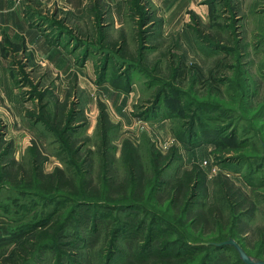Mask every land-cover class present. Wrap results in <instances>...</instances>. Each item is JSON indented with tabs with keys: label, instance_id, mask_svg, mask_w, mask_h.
Wrapping results in <instances>:
<instances>
[{
	"label": "rangeland",
	"instance_id": "1",
	"mask_svg": "<svg viewBox=\"0 0 264 264\" xmlns=\"http://www.w3.org/2000/svg\"><path fill=\"white\" fill-rule=\"evenodd\" d=\"M202 1L164 31L131 0L90 73L3 47L0 264H239L206 244L229 238L264 260V0Z\"/></svg>",
	"mask_w": 264,
	"mask_h": 264
},
{
	"label": "crops",
	"instance_id": "2",
	"mask_svg": "<svg viewBox=\"0 0 264 264\" xmlns=\"http://www.w3.org/2000/svg\"><path fill=\"white\" fill-rule=\"evenodd\" d=\"M37 1H40L39 5L31 1V5H26L25 0H0V69H7V55L3 48L6 45L14 52L29 51L31 58L39 64L43 62L42 67L51 72L63 75L82 71L90 73L92 70L96 71L93 64L91 66V58L104 57L110 53L111 56L114 55L107 49L108 43L120 41V38L121 41H132L128 36L122 37L130 32L131 0ZM202 2L139 0L138 4L140 9L145 6L156 10L163 19V30L167 31L170 27L175 29L182 25L187 18V14L183 12L197 11ZM48 13H53L54 19ZM57 19L65 23V29H60ZM152 22L153 20H148L143 27ZM74 25L85 28L92 25L99 36L94 42L84 41V37L71 36L69 30ZM73 33L77 35L75 31ZM116 53L120 54L119 51ZM78 55L86 60L80 63V71L76 69Z\"/></svg>",
	"mask_w": 264,
	"mask_h": 264
},
{
	"label": "trees",
	"instance_id": "3",
	"mask_svg": "<svg viewBox=\"0 0 264 264\" xmlns=\"http://www.w3.org/2000/svg\"><path fill=\"white\" fill-rule=\"evenodd\" d=\"M216 138H214L215 140ZM218 140V139H217ZM52 195V194H50ZM58 196H49V195H41V198L44 199L46 201V203H53L56 202L59 203V204H62L63 202H67V201H71V202H75L78 206H81L82 204L80 203L81 200H75V199H68L66 197H61V198H57ZM83 204L85 205H88V208H95V207H103V205H101L99 202H94V201H88V200H84L82 201ZM126 204V203H125ZM94 206V207H93ZM129 208L130 207H135L134 205H127ZM137 208L138 209H141L142 207L140 205H137ZM157 215V214H156ZM159 217V215H157ZM160 222L164 223V218L159 220ZM190 241L188 240H184L182 241V244L185 245V246H182V248L184 249V252H188L190 251V248H196V249H207L209 248V246L207 245H193L191 243H189ZM150 241H148L146 247L144 248H150ZM213 246V245H212ZM211 246V247H212ZM215 247V246H214ZM226 247H233V246H225V247H215V249H222V248H226ZM234 248V247H233ZM238 262L239 264H245L241 259H240V256L238 257Z\"/></svg>",
	"mask_w": 264,
	"mask_h": 264
},
{
	"label": "water",
	"instance_id": "4",
	"mask_svg": "<svg viewBox=\"0 0 264 264\" xmlns=\"http://www.w3.org/2000/svg\"><path fill=\"white\" fill-rule=\"evenodd\" d=\"M207 245H213L215 247L233 246L239 253L240 259L245 264H264V260L256 259L246 252V250L234 239L229 238L220 242H209Z\"/></svg>",
	"mask_w": 264,
	"mask_h": 264
},
{
	"label": "built area",
	"instance_id": "5",
	"mask_svg": "<svg viewBox=\"0 0 264 264\" xmlns=\"http://www.w3.org/2000/svg\"><path fill=\"white\" fill-rule=\"evenodd\" d=\"M205 163L207 164L208 162H207V161H205Z\"/></svg>",
	"mask_w": 264,
	"mask_h": 264
}]
</instances>
